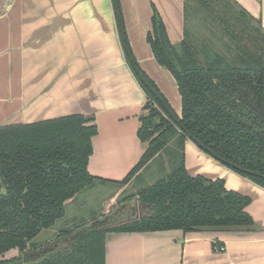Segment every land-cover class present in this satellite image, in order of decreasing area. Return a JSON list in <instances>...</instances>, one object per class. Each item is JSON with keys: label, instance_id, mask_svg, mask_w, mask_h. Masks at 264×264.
I'll return each mask as SVG.
<instances>
[{"label": "trees", "instance_id": "trees-1", "mask_svg": "<svg viewBox=\"0 0 264 264\" xmlns=\"http://www.w3.org/2000/svg\"><path fill=\"white\" fill-rule=\"evenodd\" d=\"M111 4L125 62L147 100L137 130L146 149L127 176L115 183L127 185L163 153L169 155L172 171L133 196L150 207L149 214L110 227L100 222L59 231L55 238L69 239L68 248L42 252L34 240L65 217V203L96 182H108L87 171L97 134L94 116L76 114L0 126V264H105L107 233L254 227L246 212L249 197L228 190L222 179L189 175L184 143L191 140L216 162L264 187V29L260 21L233 0H183V39L171 45L159 13L151 6L146 42L155 62L176 83L177 115L136 62L119 0ZM196 27H211L210 36L218 31L229 42L225 44L229 55L218 54L208 38L193 35ZM13 250L16 256L3 259ZM38 250L39 258L29 256Z\"/></svg>", "mask_w": 264, "mask_h": 264}, {"label": "crops", "instance_id": "crops-1", "mask_svg": "<svg viewBox=\"0 0 264 264\" xmlns=\"http://www.w3.org/2000/svg\"><path fill=\"white\" fill-rule=\"evenodd\" d=\"M233 1L254 19L264 11V0ZM119 4L136 62L180 115L176 83L155 62L146 35L153 5L169 43L179 44L183 0H119ZM174 91L177 106L169 97ZM146 102L125 62L111 0H0V126L92 115L97 134L87 171L115 183L127 176L146 149L137 138ZM150 165L119 193L139 183ZM184 165L192 177L222 179L228 190L249 197L246 212L253 220L252 230L107 233L105 264H264V187L216 162L191 140L184 143ZM80 195L67 201L65 210L78 213L77 202L87 198ZM134 195L122 200L119 210L124 215L117 223L149 214L150 207ZM101 222L108 227L117 224Z\"/></svg>", "mask_w": 264, "mask_h": 264}, {"label": "rangeland", "instance_id": "rangeland-1", "mask_svg": "<svg viewBox=\"0 0 264 264\" xmlns=\"http://www.w3.org/2000/svg\"><path fill=\"white\" fill-rule=\"evenodd\" d=\"M262 11V10H260ZM263 13H258L259 20L262 28L264 29V11ZM189 29H192V23L188 25ZM208 28L196 27L193 29V35L197 36L199 39L208 38L209 45L212 49H214L218 54H222L224 56H228V50L225 48V44H229V42L220 36L218 31L213 30V34L215 36H210L207 33ZM184 32V30H183ZM223 36V35H222ZM174 97L172 98L170 94V101L174 106H177L176 103L179 104L178 99L176 98L177 93L174 91ZM171 93V92H170ZM176 94V96H175ZM174 100V101H173ZM17 120V119H16ZM169 150H167L168 152ZM169 155L166 153L161 154V156L157 157L151 165L143 172L144 178L140 180L139 183H132L130 187L125 188L123 193H119L121 186L114 182H107L106 185H94L91 189L87 191H82L83 195L78 198H85L83 196H87L83 202L78 203V213H69L68 208L66 207L65 217L55 223L53 227L48 230H43L39 233V235L35 238V242L41 245V251L46 252L48 249L54 248L55 250H64L68 248V240L64 238H55V235L62 230H69L75 226H83L88 227L95 223V221L101 222L105 221L107 223L120 222L124 215L119 209L123 208L122 200L127 196L134 195L138 190L144 189L165 175L172 171L169 163ZM123 180V179H122ZM120 180V181H122ZM118 181V182H120ZM85 194V195H84ZM80 200V199H77ZM17 251L13 250L4 255L3 259H9L12 256H16ZM30 257L40 256V251H33L29 253Z\"/></svg>", "mask_w": 264, "mask_h": 264}, {"label": "water", "instance_id": "water-1", "mask_svg": "<svg viewBox=\"0 0 264 264\" xmlns=\"http://www.w3.org/2000/svg\"><path fill=\"white\" fill-rule=\"evenodd\" d=\"M138 218H134V219H132V220H137ZM132 220H130V221H132ZM129 222V221H128Z\"/></svg>", "mask_w": 264, "mask_h": 264}, {"label": "built area", "instance_id": "built-area-1", "mask_svg": "<svg viewBox=\"0 0 264 264\" xmlns=\"http://www.w3.org/2000/svg\"><path fill=\"white\" fill-rule=\"evenodd\" d=\"M223 249L222 248H220V251H222Z\"/></svg>", "mask_w": 264, "mask_h": 264}]
</instances>
